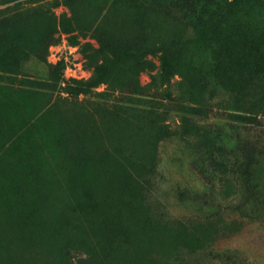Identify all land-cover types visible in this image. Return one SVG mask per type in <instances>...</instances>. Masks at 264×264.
Instances as JSON below:
<instances>
[{"label":"rangeland","instance_id":"1","mask_svg":"<svg viewBox=\"0 0 264 264\" xmlns=\"http://www.w3.org/2000/svg\"><path fill=\"white\" fill-rule=\"evenodd\" d=\"M0 264H264V0H0Z\"/></svg>","mask_w":264,"mask_h":264},{"label":"trees","instance_id":"2","mask_svg":"<svg viewBox=\"0 0 264 264\" xmlns=\"http://www.w3.org/2000/svg\"><path fill=\"white\" fill-rule=\"evenodd\" d=\"M101 46H103L104 48L107 46V44H103L101 43ZM169 69L167 68V65L165 62H162L161 64V73H160V77H162V79H164V81H166V79L169 76Z\"/></svg>","mask_w":264,"mask_h":264}]
</instances>
